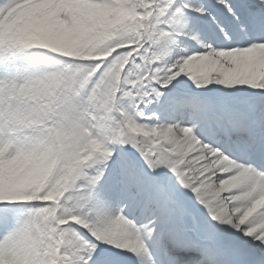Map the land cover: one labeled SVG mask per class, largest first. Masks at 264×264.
Returning <instances> with one entry per match:
<instances>
[{
    "label": "snow or ice",
    "instance_id": "6c2138e0",
    "mask_svg": "<svg viewBox=\"0 0 264 264\" xmlns=\"http://www.w3.org/2000/svg\"><path fill=\"white\" fill-rule=\"evenodd\" d=\"M0 264H264V0H0Z\"/></svg>",
    "mask_w": 264,
    "mask_h": 264
}]
</instances>
